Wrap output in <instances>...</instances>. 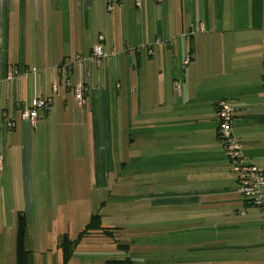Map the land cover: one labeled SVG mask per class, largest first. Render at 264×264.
<instances>
[{"label": "crops", "instance_id": "crops-1", "mask_svg": "<svg viewBox=\"0 0 264 264\" xmlns=\"http://www.w3.org/2000/svg\"><path fill=\"white\" fill-rule=\"evenodd\" d=\"M67 81L87 87L82 104ZM36 98L52 106L33 127L21 111ZM220 101L264 171V0H0V175L32 215L57 202L81 228L88 193L116 176L164 228L175 208L177 264H264V213L240 194Z\"/></svg>", "mask_w": 264, "mask_h": 264}, {"label": "rangeland", "instance_id": "rangeland-1", "mask_svg": "<svg viewBox=\"0 0 264 264\" xmlns=\"http://www.w3.org/2000/svg\"><path fill=\"white\" fill-rule=\"evenodd\" d=\"M124 150L127 152V147H124ZM1 175L0 190L4 188V191L0 193V264H16L19 212H23L27 223L33 225L28 227L26 239V250L31 252V264H62L63 253L60 246L63 238L68 236L71 240L77 239L86 224L79 228L75 221L70 223L67 219L63 220L66 208L61 204L63 208L57 209L59 205L57 202L56 207L43 205L42 209L35 210V215H32L29 204L24 201V204L22 203V195L17 196L16 189L14 198L20 200H14L10 189L15 187L14 179L10 180V184L9 180H5V184ZM109 183L110 188L104 192L91 191L87 199L92 217L100 214L102 225L113 230L114 237L103 235L101 232L93 233L74 249L70 264H105L108 260L127 258H131L136 264H177L178 257L184 256L183 254L189 255V244H184L182 239L185 236L179 233L182 229L176 226L178 217L174 207L168 210V215L166 214L168 216L166 221L174 223L171 222L169 227L164 228L161 226L164 222L161 210L146 211L142 193L135 188V184L130 187L128 179H117L116 176L110 178ZM28 197L29 194H26V200ZM46 214L49 215L50 221H45V224L41 225ZM43 219L45 220V217ZM117 244H129L130 250L120 249Z\"/></svg>", "mask_w": 264, "mask_h": 264}, {"label": "built area", "instance_id": "built-area-1", "mask_svg": "<svg viewBox=\"0 0 264 264\" xmlns=\"http://www.w3.org/2000/svg\"><path fill=\"white\" fill-rule=\"evenodd\" d=\"M103 39V37H100V42H102ZM105 57L103 47L100 44L93 48L92 57L90 59L91 61L99 62ZM83 60L84 58L79 55L75 57L73 62L77 64L82 63ZM36 71L37 70H33V73ZM67 86L72 89L75 99L82 104L85 101L86 92L88 90L85 84L80 83L78 85H72L70 81H67ZM52 90L57 91V87L53 86ZM51 106V98H36L28 108L21 111V119L30 123L33 127H37L39 111H48ZM216 108L219 115L218 136L224 143L232 168L240 174L238 180L240 194L245 202L259 208L264 213V171L250 162L244 155L240 143L234 136V107L226 101H220L217 103ZM8 127L14 129L15 123L9 121Z\"/></svg>", "mask_w": 264, "mask_h": 264}, {"label": "trees", "instance_id": "trees-1", "mask_svg": "<svg viewBox=\"0 0 264 264\" xmlns=\"http://www.w3.org/2000/svg\"><path fill=\"white\" fill-rule=\"evenodd\" d=\"M27 220L23 212L18 213L17 233H16V264H31L30 255L31 252L26 250L27 239ZM101 232L103 235L114 237L113 230L105 228L102 225V216L100 214L93 215L90 222L85 226L77 239L71 240L68 236L63 238L61 243L63 261L62 264H69L73 255L74 249L87 237L93 233ZM117 247L126 251L130 250L129 244H117ZM105 264H136L131 258L125 260H108Z\"/></svg>", "mask_w": 264, "mask_h": 264}]
</instances>
